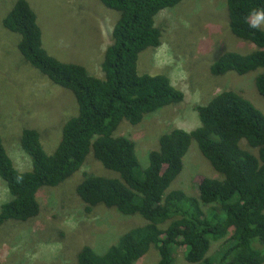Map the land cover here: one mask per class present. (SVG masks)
I'll use <instances>...</instances> for the list:
<instances>
[{"label": "trees", "instance_id": "1", "mask_svg": "<svg viewBox=\"0 0 264 264\" xmlns=\"http://www.w3.org/2000/svg\"><path fill=\"white\" fill-rule=\"evenodd\" d=\"M99 1L120 14L104 54L102 77L46 51L37 14L27 0H16L2 20L7 31L19 36L22 58L70 91L77 109L52 155L44 151L38 131L23 130L19 144L32 160L31 171L15 166L0 136V179L10 194L0 205V232L9 222L38 217V191L70 180L93 153L120 178L85 175L76 188L85 212L103 205L125 216L139 215L146 224L121 235L102 255L82 248L79 264H136L152 247L159 254L157 264H175L174 253L181 250L190 264H264V113L235 91L221 92L195 108L200 120L195 130L173 129L159 138V149L150 152L143 177H137L135 143L115 134L124 120L138 125L149 114L183 103L184 92L167 75H140L137 69L139 55L162 44L158 15L184 0ZM227 5L231 32L257 49L246 55L225 52L211 65V74L258 72L256 87L264 97V27L254 29L247 19L264 9V0H227ZM193 140L221 178H204L192 197L168 192L184 169ZM213 244L219 246L210 255Z\"/></svg>", "mask_w": 264, "mask_h": 264}, {"label": "rangeland", "instance_id": "2", "mask_svg": "<svg viewBox=\"0 0 264 264\" xmlns=\"http://www.w3.org/2000/svg\"><path fill=\"white\" fill-rule=\"evenodd\" d=\"M16 0H0V136L5 149L21 172L31 171L33 163L20 148L23 130L40 133L47 155L55 153L67 119L75 114L72 93L50 81L32 67L18 50L19 36L2 24ZM37 14L46 51L64 63L84 66L102 77L106 48L120 14L99 0H27ZM162 31L159 48H148L139 55L140 75L165 74L173 86L184 92L178 105L166 106L149 114L138 125L124 120L115 136L135 143L142 178L149 165V154L159 149V138L173 129L195 130L200 120L195 108L207 104L223 91L232 90L264 113V97L256 87L258 72L238 75L229 72L213 76L211 65L228 51L249 54L256 45L237 38L229 28L227 0H184L161 11L156 19ZM264 27V23L260 24ZM120 178L104 168L93 153L70 180L58 187H42L37 193L40 214L26 223L9 222L0 232V264H79L82 248L91 247L104 254L124 233L146 221L139 215L125 216L114 208L100 205L87 214L76 188L85 175ZM204 178L219 179L220 174L202 155L193 140L184 158V169L168 192L198 194ZM10 199L0 179V205ZM213 244L210 255L217 250ZM175 264H190L183 251L174 253ZM159 254L152 247L136 264H157Z\"/></svg>", "mask_w": 264, "mask_h": 264}, {"label": "clouds", "instance_id": "3", "mask_svg": "<svg viewBox=\"0 0 264 264\" xmlns=\"http://www.w3.org/2000/svg\"><path fill=\"white\" fill-rule=\"evenodd\" d=\"M247 19L250 21V27L258 29L260 24L264 23V9H257L252 11L251 13H249Z\"/></svg>", "mask_w": 264, "mask_h": 264}]
</instances>
